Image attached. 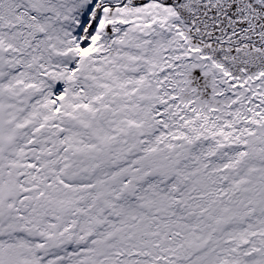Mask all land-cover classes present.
<instances>
[{
	"label": "snow or ice",
	"instance_id": "1",
	"mask_svg": "<svg viewBox=\"0 0 264 264\" xmlns=\"http://www.w3.org/2000/svg\"><path fill=\"white\" fill-rule=\"evenodd\" d=\"M0 264H264V0H0Z\"/></svg>",
	"mask_w": 264,
	"mask_h": 264
}]
</instances>
